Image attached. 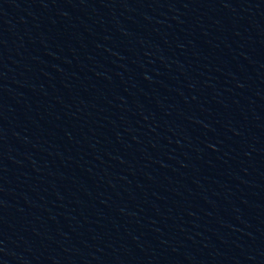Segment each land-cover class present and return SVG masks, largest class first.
I'll return each instance as SVG.
<instances>
[{
	"label": "water",
	"instance_id": "1",
	"mask_svg": "<svg viewBox=\"0 0 264 264\" xmlns=\"http://www.w3.org/2000/svg\"><path fill=\"white\" fill-rule=\"evenodd\" d=\"M0 264H264V0H0Z\"/></svg>",
	"mask_w": 264,
	"mask_h": 264
}]
</instances>
